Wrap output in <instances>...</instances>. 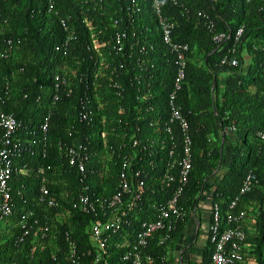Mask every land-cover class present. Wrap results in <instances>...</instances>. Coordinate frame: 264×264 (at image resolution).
Returning <instances> with one entry per match:
<instances>
[{
    "label": "trees",
    "instance_id": "trees-1",
    "mask_svg": "<svg viewBox=\"0 0 264 264\" xmlns=\"http://www.w3.org/2000/svg\"><path fill=\"white\" fill-rule=\"evenodd\" d=\"M132 2V21H120L121 15L127 17L129 11L125 6H131ZM119 7H123V10L114 13ZM159 8L174 21L173 40L188 45L184 78L177 99L189 124L192 140L191 168L179 199L185 212L184 218L175 223L169 238L162 243L160 238L164 232H157L149 239L142 253L150 254L155 260L154 264H159L161 255L166 253L171 242L187 225L199 193L206 189L209 182L212 190L211 202L218 203L220 207L223 227L234 224L227 223L228 214L246 212L244 242L247 246L243 249L242 264H249L248 261L264 264V137L261 138L258 134L264 132V0H159ZM198 11L207 14L208 20L214 24V32L224 31L229 36L221 43H214L213 31L204 24V18L197 16ZM83 17L92 21V31L99 38L104 35L109 40L112 32L125 29L127 39L133 40L136 60L122 57L124 68L119 73L121 79L125 80L124 103L128 107L126 115L141 113L150 105L152 109L145 113L148 120L144 123L147 125L145 130L154 140L167 137L168 147L172 143L176 144L177 151L171 156L174 158L179 154L182 142L177 126L170 124L172 141L168 140L169 134L161 133L157 129V125L148 126L150 119L159 116L167 118V97L172 90L177 70L173 54L161 39L154 0H0L2 108L12 112L26 128L30 123L36 127L42 115L50 110V140H79L75 131L81 126L76 123V109L71 107L75 102L74 96H66L62 91L63 86L56 90L57 100L54 101L53 96L54 76L66 75L67 65L81 67V61L85 57V73L88 75L98 66L95 52L90 45V31L82 22ZM115 19L119 20L117 27L114 24ZM62 20L75 30V37L67 45H64L66 32ZM239 27H242V34L235 44L234 52L237 63L221 64L220 58L233 46L234 34ZM99 30L102 32L99 33ZM110 44L102 48V55L112 66L116 63L112 60L115 55L109 54L112 50ZM7 47L9 49L5 52L6 55L2 56L1 53ZM137 59L144 62L139 65ZM110 69H103V72L109 73ZM136 74L142 76L141 83L132 80L128 85L127 75L133 77ZM104 78L100 77L98 81ZM92 79L88 82L91 88ZM73 81L75 94L83 86L77 84L76 79ZM99 88L103 90L100 94L108 98L106 115L113 119L119 118V115L113 113L119 102L118 97L106 83H101ZM106 89L110 90L108 94H104ZM143 96L146 98L141 100ZM226 127L231 129L226 131ZM68 130L73 133L70 138ZM225 144L231 150L230 160L224 166L222 158ZM56 155L57 151L51 152L48 159L35 155L31 158V166L36 162H48ZM25 158L30 159L29 156ZM171 158L167 153L161 159L153 158L155 167L148 168L147 175H141L145 180V193L141 203L131 214L129 224H125L109 239V264H128V261L122 259L128 248L117 247L114 243L120 242L122 236L131 241L142 220L154 219L153 205L165 201L171 195L174 186L161 187L157 180L159 171ZM119 170L120 164L111 163L108 173L100 176L96 180L97 184L93 185L105 194L112 193ZM249 170L256 174L258 182L248 192L240 195V186ZM59 175L74 182L71 174L61 172ZM35 178L22 176L25 183L32 186V191H27V194L37 193ZM236 196L239 199L230 208L229 204ZM252 205L254 208L249 210ZM36 207L37 210L44 209L43 213L46 215L51 214L52 210L42 205ZM88 222L89 216L79 211H74L73 217L66 222H52L51 230L55 232L56 239H53L49 248L57 249L58 244L61 247L57 251L56 259H52L49 250L39 248L31 256V247L36 244L34 238L29 235L22 241H17L15 238L20 232L19 229L14 224L3 226L4 230L0 234V264H69L63 258V231L71 229L79 249H89L91 242L86 231ZM211 251L212 244L207 237L201 264H207ZM90 259L88 256V260Z\"/></svg>",
    "mask_w": 264,
    "mask_h": 264
},
{
    "label": "built area",
    "instance_id": "built-area-1",
    "mask_svg": "<svg viewBox=\"0 0 264 264\" xmlns=\"http://www.w3.org/2000/svg\"><path fill=\"white\" fill-rule=\"evenodd\" d=\"M154 6L162 42L173 54L177 70L172 90L167 97V118L159 116L156 119H150L148 126L157 125L161 133L170 135L169 141L173 140L170 124L174 123L177 126L182 142L179 154H176L174 158L171 156L177 151L176 144L172 143L168 147L167 137L154 140L145 130L147 125L144 123L148 121L145 113L152 109L150 105L141 113L133 116L126 115L128 107L124 103L126 89L123 81L125 80L121 79L119 73H122L124 68L121 58H134V42L132 39H127L125 29L112 32L109 40L104 35L103 38H99L98 34L92 31L94 28L92 21L83 17L82 22L90 31V45L95 52L94 57L98 66L90 75L86 74V58L84 57L81 67L67 65L66 75L56 74L54 76V101L58 98L56 90H59L60 86L61 88L63 86L62 91L66 96H74L75 102L71 107L76 109V123L81 126L75 131L79 140L73 138L67 141L50 140L48 135L50 110L42 115L36 127L30 123V126L26 128L21 120H18L12 112L5 111L0 103V234L4 230L3 226L14 224L20 231L15 238L17 241H22L24 237L31 235L36 242L31 247V256L39 248L49 250L52 259H56L57 251L61 247L58 244L57 249L49 248L53 239H56L55 232L51 230V224L55 221L66 222L73 217L74 211H79L89 216L86 231L91 248L81 251L73 238V231L65 229L62 234L65 247L64 260L69 264H109V239L125 224H129L131 214L139 206L145 193V180L141 178V175H147L148 168L155 167L153 158L161 159L166 153L171 159L159 171L157 180L161 187L174 186L171 195L165 201H159L153 205L154 219L142 220L131 241L126 236H122V240L114 244L117 247L128 248L122 255V259L128 261V264H154V258L150 254L142 253V249L157 232H164L160 243L169 238V233L175 228V223L185 216L179 199L191 168L192 140L188 120L178 102L177 93L181 89L184 78L188 45L173 40L174 21L161 12L159 0H154ZM125 7L129 11L127 17L124 18L121 15L119 19L130 23L132 21L130 7L133 8L134 3ZM118 10H123V7H119L114 13ZM197 16L204 18L206 20L204 24L210 31H213L214 24L208 20L207 14L198 11ZM118 23L119 20L115 19L116 27ZM62 25L66 32L64 45H67L75 37V30L67 26L63 20ZM241 34L242 27H239L234 34L233 46L228 48L227 54L220 58L221 64L235 65L237 63V58L234 56L235 44ZM228 36L224 31L212 32L214 43H221ZM7 43L9 44L10 41L8 40ZM109 43L112 49L109 54L116 57V60L115 57L112 58L116 63L112 66L111 62L106 61L102 55V48ZM8 49L9 47L1 55L5 56ZM137 61L139 65L142 61L144 62L142 59H137ZM103 69H110V71L105 73ZM100 77L105 78L98 81ZM127 77L129 78L128 85L132 80L141 83L140 74L133 77L127 75ZM91 78H93L92 88L88 84ZM75 79V82L83 87L73 94L72 83ZM100 82L106 83L113 94L118 97L119 102L113 113L119 115V118L113 119L105 113L108 98L100 94L103 92L99 88ZM109 91L106 89L104 94H108ZM145 98L143 96L141 100ZM137 107L141 110L139 106ZM71 129L73 130V126ZM230 129L231 127L225 128L226 131ZM72 130H68L69 138L73 135ZM258 134L261 138L264 137V132ZM54 151H57V155L52 156L48 162H36L31 166L33 156L40 155L41 158L48 159ZM26 156L30 159H26ZM111 163L112 165L120 164V170L114 191L105 194L100 189H96L94 185L97 184L96 180L100 176L108 173ZM61 172L71 174L74 182L60 177ZM25 175L29 178L36 177L37 193L35 195L27 194V191H32V186L22 179ZM257 182L256 174L249 170L240 186L239 194L248 192ZM238 199L239 196H236L231 200L229 207L233 208ZM38 205L52 210L51 214H44L42 208L37 210ZM253 208L254 205L250 206L249 210ZM192 214L194 210L191 211L190 215ZM245 216V211L228 214L227 223L234 222V224L223 227V218L218 203H210V220L207 230L212 251L207 264L244 263L243 249L247 246L244 242L246 237ZM88 256L91 257L90 260ZM248 263L255 264L254 261H248ZM159 264H166V253L159 258Z\"/></svg>",
    "mask_w": 264,
    "mask_h": 264
},
{
    "label": "crops",
    "instance_id": "crops-1",
    "mask_svg": "<svg viewBox=\"0 0 264 264\" xmlns=\"http://www.w3.org/2000/svg\"><path fill=\"white\" fill-rule=\"evenodd\" d=\"M229 138L232 139V137ZM224 149L222 164L225 166L230 160L231 148L225 144ZM211 197L212 190L207 182L206 189L202 190L197 197L194 214L190 215L185 228L167 249L166 264H201L207 244Z\"/></svg>",
    "mask_w": 264,
    "mask_h": 264
},
{
    "label": "water",
    "instance_id": "water-1",
    "mask_svg": "<svg viewBox=\"0 0 264 264\" xmlns=\"http://www.w3.org/2000/svg\"><path fill=\"white\" fill-rule=\"evenodd\" d=\"M215 82V79H213V83Z\"/></svg>",
    "mask_w": 264,
    "mask_h": 264
}]
</instances>
